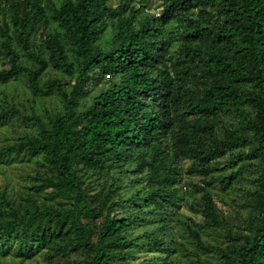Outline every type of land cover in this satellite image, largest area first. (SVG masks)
Wrapping results in <instances>:
<instances>
[{
	"label": "trees",
	"instance_id": "obj_1",
	"mask_svg": "<svg viewBox=\"0 0 264 264\" xmlns=\"http://www.w3.org/2000/svg\"><path fill=\"white\" fill-rule=\"evenodd\" d=\"M0 62L1 256L264 264V0H0Z\"/></svg>",
	"mask_w": 264,
	"mask_h": 264
},
{
	"label": "rangeland",
	"instance_id": "obj_2",
	"mask_svg": "<svg viewBox=\"0 0 264 264\" xmlns=\"http://www.w3.org/2000/svg\"><path fill=\"white\" fill-rule=\"evenodd\" d=\"M115 4V3H114ZM152 11H158V8H155V3H151ZM178 20H171L167 25L166 29L173 33V39H176V29L178 26ZM1 64V62H0ZM18 93H23L25 91V87L23 84H19L17 88ZM2 134V130L0 129V137ZM35 166V163L33 161H20V163H9V164H0V187L9 183V185L13 186L14 189H19L21 187L20 182L23 183V179L21 178V175L28 172L31 173L33 171V167ZM199 179L198 176H186L187 181L191 182H197ZM183 192V206H181L180 211L183 215V217L192 216L196 221L201 222L202 216L201 214L193 213L188 206H186V203H194L197 199L196 195H193L190 192V188L188 186H184L182 188ZM216 203L218 206L224 211L226 215H231L233 218V223H236L239 216L237 213V209L239 208L237 205V202L235 203L233 199H238L237 195H234V193H225L223 197H214ZM181 222L179 220H176L175 223V229L177 231L178 238L185 242L187 244L186 247L179 246L176 251V258L178 260L179 264H192V256H191V250L193 248V244L188 242V238L181 232ZM202 236L206 241H214V239H217V241L225 240V238L219 234L218 232H215L214 230H202ZM1 253V252H0ZM204 256V253L202 254ZM210 261V260H209ZM211 262V261H210ZM0 264H64L62 261H50L46 259L42 253V250L36 252L34 255L29 257H24L20 260L19 257H16L12 254V252H7L0 255ZM205 264H209V262L206 260Z\"/></svg>",
	"mask_w": 264,
	"mask_h": 264
}]
</instances>
